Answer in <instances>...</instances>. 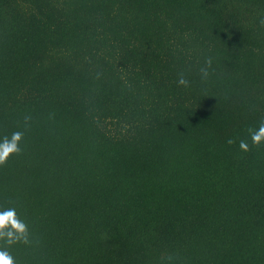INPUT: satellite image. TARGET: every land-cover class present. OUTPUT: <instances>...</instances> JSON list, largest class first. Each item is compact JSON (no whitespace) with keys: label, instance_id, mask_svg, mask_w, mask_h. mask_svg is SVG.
<instances>
[{"label":"trees","instance_id":"trees-1","mask_svg":"<svg viewBox=\"0 0 264 264\" xmlns=\"http://www.w3.org/2000/svg\"><path fill=\"white\" fill-rule=\"evenodd\" d=\"M262 126L264 0H0L15 264H264Z\"/></svg>","mask_w":264,"mask_h":264},{"label":"clouds","instance_id":"clouds-1","mask_svg":"<svg viewBox=\"0 0 264 264\" xmlns=\"http://www.w3.org/2000/svg\"><path fill=\"white\" fill-rule=\"evenodd\" d=\"M202 73L206 76V69H201ZM189 81L184 77L183 74L180 75L178 84L187 86ZM260 133L264 134V126L261 127ZM22 133H13L11 139L5 138L0 142V163H3L9 155L20 151L19 141L21 140ZM261 139L260 134L253 136V140L259 142ZM242 148H246L247 145L241 144ZM9 224L11 227L9 228ZM12 229H15L13 231ZM0 236H6L8 238L7 242L9 244L15 243L18 240H23L28 242V233L25 223L20 220L15 209H9L0 212ZM0 264H15L14 257L7 250H0Z\"/></svg>","mask_w":264,"mask_h":264}]
</instances>
